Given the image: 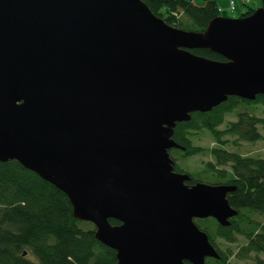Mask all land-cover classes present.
I'll return each instance as SVG.
<instances>
[{"label": "water", "instance_id": "water-1", "mask_svg": "<svg viewBox=\"0 0 264 264\" xmlns=\"http://www.w3.org/2000/svg\"><path fill=\"white\" fill-rule=\"evenodd\" d=\"M261 94L262 6L194 31L143 0H0V161L65 193L116 264L219 257L194 220L228 226L234 186L188 184L170 156L183 148L173 129L229 96Z\"/></svg>", "mask_w": 264, "mask_h": 264}, {"label": "trees", "instance_id": "trees-1", "mask_svg": "<svg viewBox=\"0 0 264 264\" xmlns=\"http://www.w3.org/2000/svg\"><path fill=\"white\" fill-rule=\"evenodd\" d=\"M143 1L167 24L183 30L203 31L212 18L225 16L218 0H201L202 4L195 0ZM253 11L248 7L240 16ZM191 52L224 60L204 48ZM252 103L261 105L262 115L242 110L235 113L234 120L225 121V116L239 105ZM259 127L264 129V94L255 100L229 96L209 111L192 112L190 120L177 122L173 129V140L183 148L173 149L170 156L175 171L190 175L188 184L202 181L234 186L227 199L237 214L230 218L228 226L218 224L211 217L195 219L219 254L218 258H206L205 264H264V158L243 155L226 147L229 143L263 139ZM201 130L213 137L216 146L206 149L193 142L190 135ZM205 150L212 159L205 162L202 171L205 175L201 177L183 169L173 154L183 159ZM109 221L119 223L112 218ZM82 224L90 226L82 227ZM239 236L245 241L235 251L230 246L221 247L223 243L237 242ZM30 254L37 262L30 259ZM232 256L247 262L232 261ZM0 264H116V256L115 250L96 239L91 222L73 216L65 193L19 162L8 160L0 161Z\"/></svg>", "mask_w": 264, "mask_h": 264}, {"label": "rangeland", "instance_id": "rangeland-1", "mask_svg": "<svg viewBox=\"0 0 264 264\" xmlns=\"http://www.w3.org/2000/svg\"><path fill=\"white\" fill-rule=\"evenodd\" d=\"M229 1L230 0H218V3L220 7L225 11V16L227 17H239L240 14L247 10L248 7L256 9L258 7L262 6V0H233L235 2V9L230 10L229 9ZM196 3L202 4L203 2L201 0H195ZM247 110L249 112L255 113L256 115L260 116L262 115V107L260 104L252 103L251 105H245L241 106L239 105L234 112L229 113L225 116V121L227 120H234L235 119V113L237 111ZM223 126H221L222 128ZM260 132L264 134V129L260 128ZM193 138V142L197 145H200L206 149L216 146V143L213 139V137L205 130H201L195 135H190ZM194 136V137H193ZM232 139V137H229ZM228 149L237 151L243 155H249V156H256V157H263L264 158V138L255 142H245L240 141L236 145L227 144L226 146ZM206 151V152H205ZM204 153L195 154L192 156H189L187 158H178L177 162L178 164L185 170H188L189 172L193 173L194 175L200 174L201 176H204L205 174L202 173L203 168L205 167V162L208 160H211L212 157L207 153V150H205ZM174 154V153H173ZM174 156L177 157V154L175 153ZM258 220H262V217L259 215L254 216ZM195 221V220H194ZM89 224H82V227H89ZM244 238L239 236L237 242L232 244L223 243L221 244L222 248H225L226 246H230L234 251L238 248L239 245L244 243ZM30 259L37 262V259L35 256L30 254ZM264 258V256H262ZM232 261H236L239 263H245L246 260H240L232 256L230 258Z\"/></svg>", "mask_w": 264, "mask_h": 264}, {"label": "built area", "instance_id": "built-area-1", "mask_svg": "<svg viewBox=\"0 0 264 264\" xmlns=\"http://www.w3.org/2000/svg\"><path fill=\"white\" fill-rule=\"evenodd\" d=\"M246 1V0H245ZM229 9L234 10L235 9V2L233 0L229 1Z\"/></svg>", "mask_w": 264, "mask_h": 264}, {"label": "flooded vegetation", "instance_id": "flooded-vegetation-1", "mask_svg": "<svg viewBox=\"0 0 264 264\" xmlns=\"http://www.w3.org/2000/svg\"><path fill=\"white\" fill-rule=\"evenodd\" d=\"M173 149H176V148H173ZM173 149H171L170 151H172ZM178 149H179V148H178ZM170 151H169V152H170ZM174 154H175V152H174ZM177 157L179 158V156H178V155H177Z\"/></svg>", "mask_w": 264, "mask_h": 264}, {"label": "crops", "instance_id": "crops-1", "mask_svg": "<svg viewBox=\"0 0 264 264\" xmlns=\"http://www.w3.org/2000/svg\"><path fill=\"white\" fill-rule=\"evenodd\" d=\"M219 4V3H218ZM220 6V5H219Z\"/></svg>", "mask_w": 264, "mask_h": 264}]
</instances>
